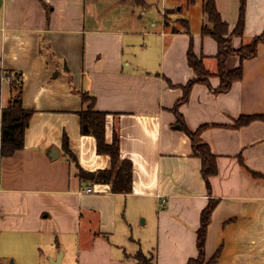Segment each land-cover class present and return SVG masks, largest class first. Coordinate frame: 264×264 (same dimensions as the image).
<instances>
[{"label": "crops", "instance_id": "0c3cea01", "mask_svg": "<svg viewBox=\"0 0 264 264\" xmlns=\"http://www.w3.org/2000/svg\"><path fill=\"white\" fill-rule=\"evenodd\" d=\"M161 1L159 17L153 0H0V113L12 95L6 72L21 74V104L33 110L23 146L0 154V264H141L138 252L154 264H185L197 256L210 198L205 252H218L211 264H264V119L234 126L241 115L264 114V43L253 57L228 55L225 69L241 64L242 77L214 92L218 47L201 34L202 0ZM215 6L231 32L240 0ZM263 29L264 0H244L243 34L231 46ZM190 41L211 75L178 110L190 130L205 125L200 138L216 164L208 184L173 111L195 76ZM81 91L106 113L105 141L116 133L120 157L131 162L128 193L81 179L64 152L66 136L83 170L111 164L94 136L80 132Z\"/></svg>", "mask_w": 264, "mask_h": 264}, {"label": "trees", "instance_id": "16d2710c", "mask_svg": "<svg viewBox=\"0 0 264 264\" xmlns=\"http://www.w3.org/2000/svg\"><path fill=\"white\" fill-rule=\"evenodd\" d=\"M134 3L145 6V0H131ZM192 1V0H191ZM202 11L205 15V22L201 27L202 35H210L217 43V75L220 79L216 88H211L214 92L227 91L234 80L241 79L243 69L242 65L226 70L224 67L225 58L230 54H237L240 59L250 58L256 54L257 45L264 43V29L254 36L247 44H241L239 48L231 46V38L233 35L242 36L244 21V0H240L239 16L233 30L228 33V25L221 18L215 6V0H202ZM164 23L168 24L166 19L167 13L163 14ZM184 30L189 33L186 19H180ZM171 30L176 32L177 29L172 27ZM187 62L193 69L195 76L182 86L183 95L176 101L173 111L176 115V123L191 140L192 153L201 159V173L208 184V177L215 173V155L211 153L209 146L200 138V133L205 125H201L195 130H190L179 112L178 106L184 102L194 83L200 82L209 85V76L211 73L207 71L203 65L202 57H198L192 49L190 41L187 52ZM9 76V87L11 91V99L8 104L1 108L0 113V154L2 156L10 155L15 150L23 146V133L28 125L29 119L33 114V110L25 109L21 104V74L19 72H6L4 77ZM80 97L85 106L78 112L80 132L82 134H90L96 140V149L99 153L107 154L110 157V167L98 169L95 171L83 170L77 163L74 154L68 147L66 136L63 137V149L67 157L74 163L76 172L81 179L91 182L109 183L112 192L128 193L131 190L132 183V165L130 160L120 157L119 139L116 133L113 134L111 142H106L104 137V123L106 113L95 109V97L87 91H81ZM254 119H264V114L241 115L234 121V126L248 123ZM252 173L257 175L256 172ZM209 186V185H208ZM216 200L210 198L207 205L202 209L200 214V223L196 230V246L197 256L189 258L185 264H211L217 258L218 252L207 257L205 252V240L207 234V226L211 220V213L215 207ZM135 258L141 264H154L150 256L140 252L135 254Z\"/></svg>", "mask_w": 264, "mask_h": 264}, {"label": "rangeland", "instance_id": "374dc122", "mask_svg": "<svg viewBox=\"0 0 264 264\" xmlns=\"http://www.w3.org/2000/svg\"><path fill=\"white\" fill-rule=\"evenodd\" d=\"M153 1H155V2L151 5L150 10H152L154 12V14H156L157 16L160 17V11H162V9H163L162 8L163 7L162 1L161 0H158L157 2H156V0H153ZM6 93L7 92H2L1 93V95H0V101L1 102L3 101L4 94L7 95Z\"/></svg>", "mask_w": 264, "mask_h": 264}, {"label": "built area", "instance_id": "2783aa9c", "mask_svg": "<svg viewBox=\"0 0 264 264\" xmlns=\"http://www.w3.org/2000/svg\"><path fill=\"white\" fill-rule=\"evenodd\" d=\"M5 79L8 81L9 80V76L5 77ZM84 189L86 191H90L91 190V188L89 186H86Z\"/></svg>", "mask_w": 264, "mask_h": 264}, {"label": "water", "instance_id": "95a60500", "mask_svg": "<svg viewBox=\"0 0 264 264\" xmlns=\"http://www.w3.org/2000/svg\"><path fill=\"white\" fill-rule=\"evenodd\" d=\"M176 127H179V125L177 124ZM8 264H12V261H10Z\"/></svg>", "mask_w": 264, "mask_h": 264}]
</instances>
